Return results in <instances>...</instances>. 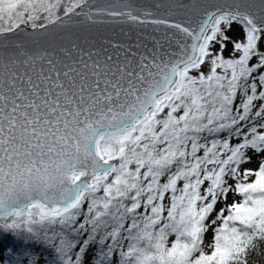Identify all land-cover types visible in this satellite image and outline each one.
Returning a JSON list of instances; mask_svg holds the SVG:
<instances>
[{
    "label": "snow or ice",
    "instance_id": "snow-or-ice-1",
    "mask_svg": "<svg viewBox=\"0 0 264 264\" xmlns=\"http://www.w3.org/2000/svg\"><path fill=\"white\" fill-rule=\"evenodd\" d=\"M0 264H264V0H0Z\"/></svg>",
    "mask_w": 264,
    "mask_h": 264
},
{
    "label": "water",
    "instance_id": "water-1",
    "mask_svg": "<svg viewBox=\"0 0 264 264\" xmlns=\"http://www.w3.org/2000/svg\"><path fill=\"white\" fill-rule=\"evenodd\" d=\"M114 2L117 3V4H120V3H122V2H125V0H114ZM140 2H141V3H144V2H146V0H140ZM147 2H149V3H152V2H159V0H147Z\"/></svg>",
    "mask_w": 264,
    "mask_h": 264
},
{
    "label": "rangeland",
    "instance_id": "rangeland-1",
    "mask_svg": "<svg viewBox=\"0 0 264 264\" xmlns=\"http://www.w3.org/2000/svg\"><path fill=\"white\" fill-rule=\"evenodd\" d=\"M209 239H211V237L209 236Z\"/></svg>",
    "mask_w": 264,
    "mask_h": 264
}]
</instances>
